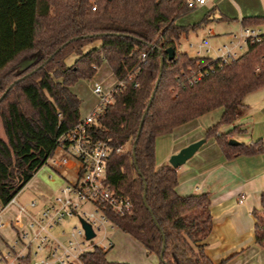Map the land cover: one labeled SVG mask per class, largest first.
<instances>
[{"label": "trees", "instance_id": "16d2710c", "mask_svg": "<svg viewBox=\"0 0 264 264\" xmlns=\"http://www.w3.org/2000/svg\"><path fill=\"white\" fill-rule=\"evenodd\" d=\"M188 1L0 0L1 205L18 195L54 154L59 137L81 119V102L71 86L107 63L118 84L91 136L126 147L109 159L106 184L131 203L121 215L109 213L112 223L157 256L158 264H214L205 253L212 230L209 195L176 193L177 168H156L155 140L221 109L204 138H213L228 161L260 153L259 142L228 144L237 128L218 131L235 122L248 94L264 87V37L248 43L232 64L192 57L180 50V40L209 23L211 15L178 25L195 9ZM241 23L264 25V17H245ZM94 42L100 45L83 53ZM71 54L77 58L67 66ZM25 60L32 63L21 70ZM135 69L139 72L129 80ZM198 72L203 76L190 83ZM251 214L255 243L264 248V208ZM106 254L95 248L80 261L127 264L110 262Z\"/></svg>", "mask_w": 264, "mask_h": 264}, {"label": "built area", "instance_id": "2783aa9c", "mask_svg": "<svg viewBox=\"0 0 264 264\" xmlns=\"http://www.w3.org/2000/svg\"><path fill=\"white\" fill-rule=\"evenodd\" d=\"M207 0H189V8L205 5ZM95 8H92L94 11ZM237 31L228 34L229 42L212 46L207 40L212 37L208 30L204 38L192 37L188 47L196 51L197 57H208L218 60L222 65L234 63L240 56L243 44L259 42L264 32L258 26H244L237 23ZM142 62L145 55L140 56ZM138 69L128 76L133 79ZM198 72L190 83L201 78ZM118 83H116L117 86ZM116 86L104 94L99 84H95L93 93L98 97V104L85 118L80 119L71 129L58 139L60 154L51 155L45 162L54 174L70 172L69 179L60 176L64 185L49 203L36 213V202L27 206L20 205L16 197L6 205L0 204V217L9 207L13 206L16 215L10 225L16 228V238L7 245L0 255V264H82L80 256L95 248L108 252L112 242L107 229L115 228L109 213L121 215L131 209V203L126 198H120L106 184V168L112 155L126 150L123 145L113 147L108 139L94 140L91 136L92 126L102 115L104 109L112 102ZM123 86V82L119 83ZM137 84H135V87ZM57 156V157H56ZM53 173L49 178H53ZM244 195L238 203L242 204ZM69 220L77 222L70 230L64 226ZM82 223L90 226L94 237L87 239ZM5 226L0 221V228ZM100 237L98 241H94Z\"/></svg>", "mask_w": 264, "mask_h": 264}, {"label": "crops", "instance_id": "0c3cea01", "mask_svg": "<svg viewBox=\"0 0 264 264\" xmlns=\"http://www.w3.org/2000/svg\"><path fill=\"white\" fill-rule=\"evenodd\" d=\"M214 2L217 5L204 11L210 12L211 22L216 24L215 28H219L221 23L230 25L245 17H264V0ZM176 23L180 25L179 19ZM210 29V25L206 24L188 35L191 38L198 35L204 38L208 30L211 32ZM229 33L220 28L212 33V38L225 36L228 39ZM262 92L264 93V87L248 94L243 99L235 122L219 130V133H225L237 128L231 139L244 145L259 142L262 151L258 154L241 155L233 160H226L215 140L204 138L210 125H205L206 120H203L206 114L155 140L157 169L169 164L170 157L182 148L205 140L194 156L177 168L178 185L175 191L182 197L193 194L209 195L212 230L205 240V253L214 264H264V248L255 243V220L251 214L254 209L264 208V103L259 105L257 100ZM241 195H244V199L239 204ZM7 245L8 243H4L0 255L5 252ZM146 255L152 257L148 264H158L157 256ZM132 264L143 263L134 261Z\"/></svg>", "mask_w": 264, "mask_h": 264}, {"label": "rangeland", "instance_id": "374dc122", "mask_svg": "<svg viewBox=\"0 0 264 264\" xmlns=\"http://www.w3.org/2000/svg\"><path fill=\"white\" fill-rule=\"evenodd\" d=\"M207 1L209 2L204 7H197L179 18V24L182 26H188L199 23L207 14V12L204 10L212 9L213 6L217 5V2H214V0ZM237 23L238 22H234L230 25L221 23L219 28H215L216 24L212 23L211 21L207 24L210 25V30L212 33H216L220 28L229 33L237 31ZM258 27H260V29L264 32V25H260ZM197 37L199 39H202V36L200 35H198ZM190 40H192L190 35H188L187 37H183L180 40V50L194 57L196 55V51L188 47ZM227 42H229V39H227L225 36H217L213 38L211 37L207 40V43L212 46H219ZM99 45V42H94L83 48L82 51L83 53H85L92 48L98 47ZM246 48V45L243 44L242 50L239 52V54L242 55L246 51ZM76 58L77 56L75 54H71L65 61L66 65H72ZM116 83L117 81L114 78L110 67L107 65V63H102L90 79H80L71 86V90L81 102V119H85L99 102L98 97L93 93L94 85L99 84L102 88L103 93L107 94L116 86ZM257 100L259 105H262L264 103L263 92L259 93ZM221 113L222 110L217 109L206 114L203 117V120H206L205 125L210 124L208 125L209 128L215 125L219 121ZM0 135L3 137L1 125ZM55 153L59 155L60 150L57 149ZM50 173L54 174V172L47 165L41 167L39 171L16 196L18 203L23 206H27L32 201L36 202L37 207L34 210L28 209L30 213H38L43 207L42 204L45 205L49 203L56 195H58L60 187L64 185V180L60 176L67 179L71 177L70 172L65 171L61 172L60 176L55 173L53 178H49ZM15 215V209L13 206H11L6 211H4V213L0 217V221L5 224L3 228H0V250L4 248V243L10 244L16 238L17 227H14V225L12 227L10 225V221L13 220ZM76 224L77 222L75 220H69L64 223V226L67 228V230H70ZM107 233L113 245L106 254V259L108 261L127 264H132L134 261L135 263L142 262L143 264H148L149 262L151 263L150 260L152 257H148L146 255L147 253L136 241L130 239V237L122 233L119 229H117L116 227L112 229L108 228ZM99 238L100 237L98 236V238L94 241H98Z\"/></svg>", "mask_w": 264, "mask_h": 264}, {"label": "water", "instance_id": "95a60500", "mask_svg": "<svg viewBox=\"0 0 264 264\" xmlns=\"http://www.w3.org/2000/svg\"><path fill=\"white\" fill-rule=\"evenodd\" d=\"M167 52L169 54V58H171L173 56L172 50H167ZM31 63H32L31 60H25L19 64V67L21 70H24V69H27L31 65ZM161 68H162V59L160 60V70H161ZM141 126H142V121L139 125L138 134L141 130ZM204 142H205V140H199V141H196V142L182 148L177 154H174L170 157L169 165L172 166L173 168H179L180 166L184 165L190 158H192L194 156V154L204 144ZM228 144L235 146L239 143L234 139H230L228 141ZM82 225H83V228L85 230L86 238L92 239L94 237V234H93L90 226L85 224V223H82Z\"/></svg>", "mask_w": 264, "mask_h": 264}]
</instances>
